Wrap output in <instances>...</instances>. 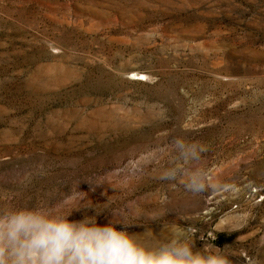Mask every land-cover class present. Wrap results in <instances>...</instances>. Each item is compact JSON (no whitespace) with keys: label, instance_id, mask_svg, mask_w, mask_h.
Returning a JSON list of instances; mask_svg holds the SVG:
<instances>
[{"label":"rangeland","instance_id":"rangeland-1","mask_svg":"<svg viewBox=\"0 0 264 264\" xmlns=\"http://www.w3.org/2000/svg\"><path fill=\"white\" fill-rule=\"evenodd\" d=\"M174 137L219 188L159 179ZM8 206L264 264V0H0Z\"/></svg>","mask_w":264,"mask_h":264},{"label":"clouds","instance_id":"clouds-1","mask_svg":"<svg viewBox=\"0 0 264 264\" xmlns=\"http://www.w3.org/2000/svg\"><path fill=\"white\" fill-rule=\"evenodd\" d=\"M170 150L160 180L173 188L179 184L193 196L220 187L202 166L207 146L174 137ZM69 215L42 207L0 208V264H233L224 249H197L178 224L170 226L167 239L146 243L138 234L118 231L114 225L123 224L119 221L98 226L95 217L70 222Z\"/></svg>","mask_w":264,"mask_h":264}]
</instances>
